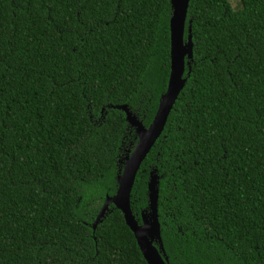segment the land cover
<instances>
[{"label": "trees", "instance_id": "trees-1", "mask_svg": "<svg viewBox=\"0 0 264 264\" xmlns=\"http://www.w3.org/2000/svg\"><path fill=\"white\" fill-rule=\"evenodd\" d=\"M170 0H0V264H147L110 203L170 70ZM192 57L150 172L168 264H264V0H189Z\"/></svg>", "mask_w": 264, "mask_h": 264}, {"label": "water", "instance_id": "water-1", "mask_svg": "<svg viewBox=\"0 0 264 264\" xmlns=\"http://www.w3.org/2000/svg\"><path fill=\"white\" fill-rule=\"evenodd\" d=\"M171 16L169 19L170 31V70L165 92L161 95L156 112L148 126H144L135 114L127 109L125 104L118 105L123 109L130 125L135 127L137 142L125 158L123 166L117 175V189L114 195L107 196L94 225L108 210L110 203L114 204L123 214L125 223L136 239L137 245L147 264H168L165 256L160 225L157 217L158 176L150 172L147 182L148 209L141 212V223L132 214L130 207V193L135 176L147 156L148 152L162 134L167 118L184 86L185 57H192L191 26L188 25V34L184 39L185 21L189 0H170ZM148 217V218H147Z\"/></svg>", "mask_w": 264, "mask_h": 264}, {"label": "rangeland", "instance_id": "rangeland-1", "mask_svg": "<svg viewBox=\"0 0 264 264\" xmlns=\"http://www.w3.org/2000/svg\"><path fill=\"white\" fill-rule=\"evenodd\" d=\"M230 2H231L232 6H233L234 8L239 7V0H230ZM131 126H132V125H131ZM132 127H134V126H132ZM134 129H135V127H134ZM130 152H131V151H130ZM130 152H128V149H126V154H125V156H124V160H125V158L130 154ZM124 160H123V162H122V166H123ZM147 218H148V217H147Z\"/></svg>", "mask_w": 264, "mask_h": 264}]
</instances>
